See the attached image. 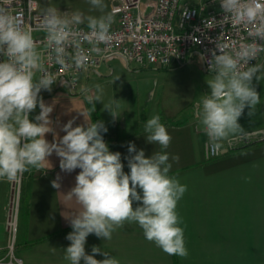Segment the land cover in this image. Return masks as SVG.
I'll return each mask as SVG.
<instances>
[{"label": "clouds", "instance_id": "clouds-1", "mask_svg": "<svg viewBox=\"0 0 264 264\" xmlns=\"http://www.w3.org/2000/svg\"><path fill=\"white\" fill-rule=\"evenodd\" d=\"M8 2L4 0L0 4V56L4 57L0 62V180L17 181L29 168L40 169L53 153L60 158L62 172L81 170L75 177V186L66 194L81 206L79 213L65 217L72 228L66 236L70 244L64 249V259L69 264H81V261L120 264L97 246L92 247L91 255L87 254L85 244L90 234L111 240L113 232L125 223L138 224L145 238L166 254L187 258L189 251L184 229L180 227L182 219L176 210L187 186L169 175L172 163L166 151L146 157L144 150H137L132 142L125 157L130 172L123 171L121 153L111 152L101 135L108 131L104 122L90 120L91 112L95 111L94 102H101V85L94 86V95L89 94L87 87L81 89L93 106L80 112L85 124L73 127L74 120H69L62 127L66 133L62 138L54 142L46 140V134L53 132L50 120L53 108L39 94L41 90L51 91L58 79L45 67L44 53L34 39L33 28L25 26L20 15L8 11L5 6ZM89 3L94 8L105 7L103 0H89ZM219 3L225 14L223 18L230 19L235 26L248 28L252 42L241 43L232 51H226L228 45L216 43L220 54L213 51L207 61L214 75L206 80L210 92L202 95L195 115L213 154L231 136L247 135L238 120L245 108L249 109L250 117L254 115L260 95L253 80L259 81V74L264 73V64L250 65V61H258L264 53V0H219ZM85 20L88 32L77 28ZM113 23L110 13L85 17L80 11L68 14L45 6L39 28L46 34L48 60L61 66L70 62L72 67L86 70L90 53L101 55L103 49L99 44L111 41ZM84 42L91 48L81 47ZM69 48H74V52H69ZM37 106L40 112L33 122L29 114ZM119 107V100L114 98L104 105L114 120L121 116ZM144 132L148 143L158 144L164 150L170 146L172 137L158 114L147 120ZM171 160L178 162L179 157L173 156ZM59 180L58 175L51 182L53 188L60 189ZM133 202H139V206L134 208ZM97 254L104 259L97 260Z\"/></svg>", "mask_w": 264, "mask_h": 264}, {"label": "crops", "instance_id": "crops-1", "mask_svg": "<svg viewBox=\"0 0 264 264\" xmlns=\"http://www.w3.org/2000/svg\"><path fill=\"white\" fill-rule=\"evenodd\" d=\"M126 69L137 74L154 71V68L137 64ZM93 72L82 74L77 94H70L66 88L41 93L45 104L53 108L50 113L53 132L46 134L47 141L62 138L66 134L62 127L69 120H74L73 127L85 124L80 112L89 111V103L81 89L88 88L90 76L95 75ZM140 100L145 115L129 124L126 132L114 131L107 125L102 101L94 102L108 129L104 141L111 152L121 153L125 173L130 172L125 158L129 155V142L134 143L137 150L143 149L146 157L156 151L169 154L172 163L169 175L187 186L176 210L182 219L180 227L184 229L189 255L181 258L166 254L145 238L136 223H125L113 232L111 240L90 234L85 244L86 253L91 255L92 247L97 246L120 264H264V137L208 158L204 146L207 135L195 115L196 106L186 110L179 108L164 116L159 111L150 114L151 93L141 96ZM39 112L37 106L29 114L30 120L35 122ZM157 114L172 137L166 150L146 141L145 124ZM258 117V121L240 124L245 133L264 130V114ZM173 156H178L179 161L171 160ZM59 163L60 158L53 153L40 169L29 168L19 180L22 195L16 213L14 253L24 264H69L64 259V249L70 244L66 236L72 228L65 217L79 213L81 206L66 194L75 186V177L81 170L65 173ZM58 175L60 189L51 184ZM13 183L0 180V256L8 244L6 219L11 214ZM137 191L141 192L139 188ZM137 206L139 202H133V207ZM95 258L102 260L104 256L97 254Z\"/></svg>", "mask_w": 264, "mask_h": 264}, {"label": "built area", "instance_id": "built-area-1", "mask_svg": "<svg viewBox=\"0 0 264 264\" xmlns=\"http://www.w3.org/2000/svg\"><path fill=\"white\" fill-rule=\"evenodd\" d=\"M3 3L4 0H0V4ZM5 6L9 12L20 15L25 26L33 28L34 39L44 53L45 67L56 74L58 79L52 89L66 88L70 94L78 93L83 73L90 70L97 72L111 58H120L127 67L137 64L162 69L183 66L196 57L203 69L209 71L207 61L212 58V52L220 54L216 43L228 45L226 51H232L241 43L252 42L248 28L235 26L230 19L223 18L225 14L219 0H109V11L114 17L110 29L112 39L107 44H99L103 49L101 55L90 53L86 70H78L70 62L61 66L48 60L46 34L39 28L42 10L38 0H9ZM77 28L83 32L89 31L84 23ZM81 47L90 49L91 45L84 42ZM68 51L74 52V48H69ZM3 59L0 56V62ZM257 62L250 61V65ZM246 134L230 137L223 143V148L233 149L264 137V130ZM204 146L208 158L219 156L223 150L222 148L213 154L208 137ZM16 226L17 218L11 213L6 219L8 244L0 256V264H24L14 253Z\"/></svg>", "mask_w": 264, "mask_h": 264}, {"label": "rangeland", "instance_id": "rangeland-1", "mask_svg": "<svg viewBox=\"0 0 264 264\" xmlns=\"http://www.w3.org/2000/svg\"><path fill=\"white\" fill-rule=\"evenodd\" d=\"M38 3L41 10L45 6H53L61 13L71 14L80 11L85 17H100L110 13L108 0H103L105 5L103 9L94 8L89 0H38ZM84 23H87V21L85 20ZM258 63L264 64V56H261ZM153 70V73L150 71L152 74L130 73L120 58H111L101 65L97 72L92 73L95 74L94 76H90L89 94H96L95 85L102 86L101 101L105 122L114 128V131H128L129 124L132 125L134 121L145 115V110L141 109L140 98L146 94L151 93L152 109L150 114L159 111L163 112L164 116H168L179 108L185 110L194 108L200 102L202 95L210 92L206 80L214 75L213 72L204 70L196 57H193L183 66ZM259 75L261 79L259 81L254 79L253 85L260 95V102L255 106L254 115L251 117L248 115L249 109L245 108L244 113L238 120L239 124L258 121V116L264 114L262 113L264 111V73ZM112 98L119 100L120 105L119 112L121 116L115 120L104 109V105H107ZM126 124L128 126L124 128L123 126ZM20 179L21 176L15 181V187L12 189V213L15 204L18 207L22 195L19 189ZM16 213L13 216L14 218H16Z\"/></svg>", "mask_w": 264, "mask_h": 264}, {"label": "trees", "instance_id": "trees-1", "mask_svg": "<svg viewBox=\"0 0 264 264\" xmlns=\"http://www.w3.org/2000/svg\"><path fill=\"white\" fill-rule=\"evenodd\" d=\"M92 107H93V106L89 104V110H91ZM91 120H93V122H95V121H97V120L102 121L101 116H100V114H99V112H98L96 106H95V111H92V112H91Z\"/></svg>", "mask_w": 264, "mask_h": 264}, {"label": "bare ground", "instance_id": "bare-ground-1", "mask_svg": "<svg viewBox=\"0 0 264 264\" xmlns=\"http://www.w3.org/2000/svg\"><path fill=\"white\" fill-rule=\"evenodd\" d=\"M17 200V199H16ZM18 203V202H17ZM13 206V205H12ZM12 208V207H11ZM17 212V206H16V204H15V206L13 207V216H14V214ZM11 213H12V211H11Z\"/></svg>", "mask_w": 264, "mask_h": 264}, {"label": "water", "instance_id": "water-1", "mask_svg": "<svg viewBox=\"0 0 264 264\" xmlns=\"http://www.w3.org/2000/svg\"><path fill=\"white\" fill-rule=\"evenodd\" d=\"M101 135L103 136V139H104V133H103V132L101 133ZM225 151H227V149H225V150L222 151V152H225Z\"/></svg>", "mask_w": 264, "mask_h": 264}]
</instances>
